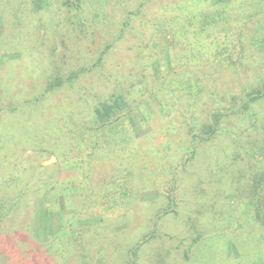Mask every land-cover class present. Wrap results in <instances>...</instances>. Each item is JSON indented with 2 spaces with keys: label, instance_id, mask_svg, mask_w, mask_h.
Returning <instances> with one entry per match:
<instances>
[{
  "label": "rangeland",
  "instance_id": "obj_1",
  "mask_svg": "<svg viewBox=\"0 0 264 264\" xmlns=\"http://www.w3.org/2000/svg\"><path fill=\"white\" fill-rule=\"evenodd\" d=\"M21 1L0 0V184L19 188L13 184L19 183L28 168L61 165L62 183L54 184L53 192L60 194L62 201L53 206L52 198L46 200L44 195L39 196L27 203L20 223H16L17 228L11 234L0 226L3 261L12 264L11 260L15 258L27 263L37 255L35 252L44 250L45 264H74L76 256L67 251L72 245L61 241L66 236H81L84 225L90 229L92 222L101 220L111 223L112 233L108 239L114 244L102 242L103 251L109 248L108 256L103 253L95 258L102 264L123 263L120 246L137 245L148 232L163 236L159 241L164 247L160 250L170 258L171 264H249L257 254L252 252L251 246L260 237L251 234L250 227L255 219L253 212L246 211L245 205L236 199H232L225 212L237 218V231L230 229L227 235L215 236L206 233L202 240L193 244L199 233L195 232L196 226L199 229L206 226L210 231L219 229L220 225L215 226L212 218L202 219L200 227L199 222L193 224L198 209L202 214L209 209L207 199L217 189L212 188L211 176H205L207 174L196 167L184 174L180 163L192 147L190 128L207 123L216 110H222L224 114L220 122L226 131L214 142H201L194 147L198 150L204 148V154L199 155L204 162L209 159L208 148L216 143L217 149L225 148L230 157L228 163H233L232 155L228 153L232 147L229 145L236 138L248 141L254 157L260 156L255 153L260 150L255 144L261 140V133L251 129L246 116L243 118L232 112L229 102L233 97L244 99L246 85L255 87L259 76L264 78V58H259V49L240 46L237 41L245 30L236 17L242 11V0H83L86 3V25L69 14L68 8L65 13L50 15L47 0H29V18L36 19V22L27 24L29 20L20 17L22 20L18 26L16 20L20 42L12 47L6 37L14 32L12 23L15 20L8 6ZM213 19L220 22L210 25L208 30L199 31V21L205 24L204 20ZM229 21L232 26L227 24ZM229 39L234 40L233 47L229 46ZM107 48L111 49L106 51ZM102 58L104 75H99L98 61ZM57 66L64 67L67 72L76 67L96 68L82 74L73 87L67 84L48 94L46 101L43 94L48 73L44 70L52 68L53 72ZM118 70H123L129 78L132 88L127 95L131 99L140 98L138 104L110 127H84L85 132L79 134L96 135L97 139L89 146L97 144L98 149L106 148L105 141L112 138L129 140L130 156L138 153L141 156L137 160L130 157L132 167L126 172L119 170L115 162L102 161L99 164V157L91 161L89 156L95 148H89L85 142L78 147L75 134L83 123L75 116L78 110H66L65 107L52 110L54 105L78 102L79 96L85 92L99 97L95 90L97 80L102 79V83L108 86ZM214 72L219 74L213 75ZM200 80L203 81L201 89L198 88ZM107 86L103 95L111 96L114 91ZM213 86L219 88L218 95L213 93ZM11 103L18 105L16 110L9 111L7 105ZM13 120L21 122L26 133L33 128L30 134L38 141L29 140L26 145L19 143L16 139L18 123L11 122ZM45 120L50 121L54 129H61L60 140L67 142L64 155L53 141H48L52 146L40 141ZM68 123L74 129L73 134L68 133ZM125 132L126 137L122 136ZM49 134L56 136L54 130L48 133L51 138ZM6 144L12 147L5 148ZM69 147L72 148L70 153ZM66 154L69 157H65ZM244 162L247 164L249 160ZM97 163L100 167L96 171L90 170V182L83 180L84 170ZM175 175V183H171L170 179ZM200 178H205V182L197 190L195 181ZM74 182L93 189L86 207L71 201L73 193L67 187L74 186ZM62 188L67 191L61 193ZM170 188H173L177 202V205L174 203V212L170 211L167 192ZM113 195L119 199L117 205H110L108 201ZM156 224L158 228L154 230ZM241 230L244 233H240ZM101 231V225L96 226L89 232L88 239L99 236ZM52 238L54 245L59 244L57 247L49 244ZM235 243H239L241 250L236 249ZM147 246L153 244L142 246L144 253ZM89 248L94 253L95 245ZM234 258L237 261H232ZM151 264H156L154 257Z\"/></svg>",
  "mask_w": 264,
  "mask_h": 264
},
{
  "label": "trees",
  "instance_id": "obj_2",
  "mask_svg": "<svg viewBox=\"0 0 264 264\" xmlns=\"http://www.w3.org/2000/svg\"><path fill=\"white\" fill-rule=\"evenodd\" d=\"M66 0H47L48 4L50 5V15L51 13L55 14H62L65 13L66 8H68V13L71 14L75 19H78L79 22L83 23V25L87 24V21H85L84 15L86 14V3H83V0H72L71 3H66ZM29 0H22L17 5H10L8 6V9L11 10L12 19L13 21L12 26L14 27V32H11L7 35V40H10V43L13 44L12 47H15V43L18 44L20 42L19 34H17V26H16V20L18 21V26L20 20H22L20 17H25V19L29 20L26 23H34L36 22V19H30L31 13L28 9ZM242 11L240 13H237L236 17L239 21V23L245 28L243 31L244 33L239 34L238 36V43L240 46H249L254 47L256 46L260 52H258L261 58H264V0H242ZM231 5V4H230ZM47 12H45L46 14ZM30 17V18H29ZM227 17V16H226ZM231 16H229L227 19L229 20ZM42 19H45V17H42ZM54 20V18H52ZM48 21V20H46ZM234 21V20H233ZM219 20L213 19V20H204L205 24H202V22L199 21V31H205L210 25H216ZM227 24L232 26L231 22L229 21ZM27 26V25H26ZM211 29V28H209ZM208 30V29H207ZM234 35H231V38H233ZM12 40V42H11ZM230 41V42H229ZM229 46H234V40H228ZM111 48H107L106 51H109ZM105 54V53H104ZM232 59V58H231ZM99 75H104L103 70V63L104 60L99 59ZM252 63V62H251ZM58 68L55 69L53 72L51 71L52 68L45 69V73H48V80L46 83V88L44 91L43 96L46 97V101L49 98L48 94H51L56 89H61L65 85L69 84V87H73V84L76 80H78L82 74H85L87 72H92L94 68H87V67H76L74 69H71V71H65L63 68L57 66ZM62 68V69H61ZM49 71V72H47ZM51 71V72H50ZM42 75L46 76L44 72H41ZM218 72H214L213 75H218ZM126 76V78H125ZM203 81H199L198 88H203ZM107 85H104L102 83V79H98L96 83V93L98 95L91 93L87 94L82 93L79 96V100L76 103H65V106H62V104L54 105L52 107V110L58 111L60 109L71 110L76 109L78 110V114L75 115L78 117V119H81L83 123H81V126L78 127V130L76 131L75 136L77 137V143L78 147H81L83 143L87 146H89L93 141L95 142L96 135L92 134H84L80 135V132H85L83 130L89 129V127H107L109 125L114 124V122L118 121L121 117L125 116L126 113L132 108V106H136L140 100L138 99H131L127 95L130 93V86L129 78L127 79V75L123 70H118L115 76L111 77L109 80V85L107 86L110 88L114 93L111 96L103 95L105 92L104 89H106ZM189 88H191L190 85H188ZM255 87L246 85L245 87V97L244 99H239L237 97H233L229 95V98L231 96L232 99H230V109H232V112L239 113L243 118L246 116L249 125L251 129L257 130L261 133V140L259 143H256L255 146L259 148L260 150L255 152L259 153V157H254V152H252V146H250V143L248 141H242L241 138H236L235 140H232V145L230 149V153L233 158V163H228L229 156L225 152V148L221 147L217 149L218 147H215L216 143L208 148V161L204 162V158L200 157V154H204V148L197 149L194 147L197 145V143L201 142H207L211 143L214 142L213 140L220 137V134H223L226 129L221 126L220 117H222L224 114H222V110H216L211 116L207 123H199L196 124L195 127L190 128L189 133V139L192 142V147L189 150L188 154H185V156L182 157L181 160V172L186 174L188 172H191L194 168L201 169V172L206 173L205 176H211L213 178L212 180V188L217 189L216 192L212 190V196L207 199L209 201L210 206L208 210H205L202 214V210L198 209V212L195 215V223L196 225L199 222V227L202 225V219L206 218H212L215 220L216 225L219 229H214L212 231L208 230L206 226L203 228L202 226L197 228V226L194 228L195 232H197V238L195 241H193V244L195 242H198L202 240V238L206 235V233H209L210 236H215V234L224 233L231 231L230 229H234L237 231L236 228V220L232 213L225 212L227 211V206L232 203V199H236L237 202L240 204L245 205V210L248 212L252 211L253 216H255V219L252 221L251 225V234H257L260 238L255 241L256 244L251 246L252 252L256 251V256L250 260L249 264H264V78L263 76H259L257 79V84L254 85ZM187 88V89H189ZM213 93L218 95L220 93V90L217 86H213ZM108 91V89L106 90ZM47 95V96H46ZM38 101V100H37ZM48 102H51V100H48ZM47 102V103H48ZM46 103V104H47ZM63 103V102H62ZM9 111L16 110L17 106L15 103L8 104ZM72 107V108H70ZM259 107L261 108L260 111L257 113ZM257 113V114H256ZM194 121V120H193ZM13 123H18V134H17V140L19 143H22V145H26L25 143H28L29 140L37 139L34 136H32L30 133L33 130L28 129L27 134L25 131V127H22L21 122H17L15 120L11 121ZM196 123V122H195ZM35 124V123H34ZM71 125L68 123V126ZM43 131L42 134L39 136L40 141H43V143H47L48 145L50 141H53L54 144H58V147L60 150H62V155H64V145H67V142L63 143L60 138H62V131L59 129H54L55 127L50 123V121L45 120L44 123H42ZM48 126V127H47ZM66 126V128L68 127ZM36 127V126H35ZM39 127V126H37ZM70 127V126H69ZM85 127V128H84ZM110 127V126H109ZM40 128V127H39ZM52 130L55 131L56 136L54 134L50 137L48 136V133H50ZM68 133H74L73 128H68ZM227 134V133H226ZM81 136H84V139L81 140ZM122 136L126 137V132L122 134ZM24 138V141L21 140ZM48 138V139H47ZM43 139V140H41ZM52 139V140H51ZM74 139V138H73ZM23 141V142H22ZM38 141V139H37ZM49 141V142H48ZM74 141H76L74 139ZM129 140H126L124 138L122 141L116 138H112L111 140H106V148H100L98 149L97 144H94V147H90L91 149H94L93 154L91 153L89 157L92 159H98L99 157V164L103 161H110L115 162L114 164L118 165L119 170L123 171H129L132 167V160L131 158H139L141 155L135 154V156H130V143H128ZM61 143V144H59ZM240 143V144H239ZM219 144V143H217ZM219 145H222L220 143ZM52 146V145H51ZM237 147L236 150L234 147ZM12 145L6 144L5 148H11ZM58 148V149H59ZM69 153L72 151V148L69 147ZM230 148V147H229ZM231 150H233L231 152ZM84 149L82 150V152ZM102 151L101 154L99 152ZM230 155V156H231ZM212 156V157H211ZM65 157H69L68 154L65 155ZM131 157V158H130ZM211 157V158H210ZM249 160V162L246 164L244 161ZM99 164H95L91 166V169L84 170V174L82 178L83 180L89 181L92 177L90 170L94 169L97 170ZM8 174V172H6ZM62 173V166L61 165H52L48 167H32L28 168L24 175L21 176L20 180L18 181V187L14 188L12 186L1 185L0 184V191H3V193H0V226L4 230H7L9 234H11V231L15 228H17L16 223H20L21 217L23 215L24 208L26 207L27 203L31 202L32 199H36L37 197L44 195L43 198H46V200H53L52 204L53 206H56V203H60L62 200L59 199L60 194H57L56 192H53L54 184H57L59 181L62 183V180H60V176ZM119 173V172H118ZM5 174V176L7 175ZM76 174V173H75ZM120 175V173H119ZM204 175V174H203ZM173 176V175H172ZM204 176V177H205ZM78 178V174L76 176ZM120 178V176H119ZM205 178H200L195 181L196 183V189L199 190L201 185L204 184ZM174 180H176V175L172 179H170L171 183H175ZM194 183V184H195ZM18 188V189H17ZM68 191L72 192L73 195L71 201L72 203L78 202L81 206L86 207L91 200V197L93 196V189H88L85 187H82V185L78 184L76 185L74 182V186H68ZM67 188H62L61 193H63L65 190L67 191ZM107 190V189H106ZM105 190V191H106ZM45 192V194H43ZM169 198H170V211L174 212L175 205H177V202H175V198L173 195V188H170L168 191ZM55 195L57 198H53L52 196ZM76 198V199H75ZM65 199H68L65 198ZM203 196L200 195V200H203ZM108 201H110V205H113L114 203L117 205L119 202V199H117V196L113 195V198H110ZM202 205V202L199 201ZM205 202V200H204ZM107 207V206H106ZM88 209V208H87ZM86 209V210H87ZM233 209V206H232ZM250 209V210H249ZM202 215V218H201ZM112 221V220H108ZM190 221V220H189ZM99 222V223H97ZM16 224V225H15ZM223 224V226H222ZM259 224V226H258ZM89 227V224H87ZM101 225V232L98 233L99 236L88 239L89 232H92L93 228L95 229L96 226ZM111 223H107L104 221H96L92 222L91 228L86 229L85 225L81 228L80 233H82L81 236H66L61 243L72 245L71 248H67L68 254H70V251H72L75 255L77 262L74 264H102L99 263V259L96 260L99 255L106 253L107 256L109 254L108 249L106 251H103L102 248L104 247V244H102L103 241L108 242L110 245H114L111 242V239H108V235L112 233V230L110 228ZM192 226V225H191ZM158 228V225L153 228L156 230ZM222 228V229H221ZM244 228V227H243ZM260 230V233H257L258 229ZM219 231V232H218ZM239 231V230H238ZM75 233V231H73ZM97 233V232H96ZM240 233H244V231H240ZM227 235V234H226ZM54 238V237H53ZM53 238L49 242L51 246H56L59 244L53 243ZM163 239V236L160 234L156 235L154 232H148L143 239L142 242L137 243V245H131L127 244V246L121 245L120 248L122 250L123 255V263L119 262V264H151L153 257L156 260V264H171L170 258L163 254V252L160 250L162 247H164L163 243H161L159 240ZM151 239L156 240V242L153 243ZM60 243V244H61ZM98 243V244H97ZM147 244H153V246L148 247L146 249V252L144 253L142 251V246H145ZM156 244V245H154ZM239 243H235L236 249L239 251L241 250V246L238 245ZM80 245V247H79ZM95 245L94 253L92 252V247ZM70 250V251H69ZM43 251L35 252L36 258L39 256V258L33 257L30 261L25 263L24 260H11L12 264H45L43 261V256L45 253ZM48 251H46L47 253ZM3 252L0 251V264H7L5 261H3L5 258L2 257ZM44 254V255H43ZM185 255L187 252L185 251ZM19 255H22L20 253ZM165 255V256H164ZM232 261H237V258H234Z\"/></svg>",
  "mask_w": 264,
  "mask_h": 264
}]
</instances>
